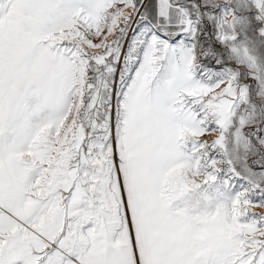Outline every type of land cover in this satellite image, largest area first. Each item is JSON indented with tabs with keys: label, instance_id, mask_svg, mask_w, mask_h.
<instances>
[{
	"label": "snow or ice",
	"instance_id": "obj_1",
	"mask_svg": "<svg viewBox=\"0 0 264 264\" xmlns=\"http://www.w3.org/2000/svg\"><path fill=\"white\" fill-rule=\"evenodd\" d=\"M264 0H0V264H264Z\"/></svg>",
	"mask_w": 264,
	"mask_h": 264
},
{
	"label": "rangeland",
	"instance_id": "obj_2",
	"mask_svg": "<svg viewBox=\"0 0 264 264\" xmlns=\"http://www.w3.org/2000/svg\"><path fill=\"white\" fill-rule=\"evenodd\" d=\"M255 211L264 212V209H255Z\"/></svg>",
	"mask_w": 264,
	"mask_h": 264
}]
</instances>
